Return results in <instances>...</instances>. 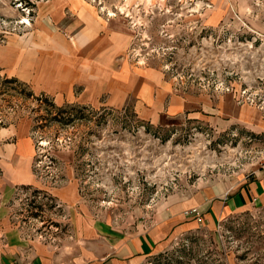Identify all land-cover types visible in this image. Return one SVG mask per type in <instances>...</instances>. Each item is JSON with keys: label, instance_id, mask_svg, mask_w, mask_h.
I'll use <instances>...</instances> for the list:
<instances>
[{"label": "rangeland", "instance_id": "1", "mask_svg": "<svg viewBox=\"0 0 264 264\" xmlns=\"http://www.w3.org/2000/svg\"><path fill=\"white\" fill-rule=\"evenodd\" d=\"M39 1L0 0V43L31 24ZM89 1L120 17L126 63L196 108L219 111L215 120L163 115L151 124L129 99L57 103L0 72V129L28 128L37 178L7 195L0 189V215L71 259L80 218L125 236L264 169V0H152L112 10L110 0ZM225 104L247 122L216 123ZM183 213L193 227L135 264H264V205L221 213L212 224L198 206Z\"/></svg>", "mask_w": 264, "mask_h": 264}, {"label": "crops", "instance_id": "2", "mask_svg": "<svg viewBox=\"0 0 264 264\" xmlns=\"http://www.w3.org/2000/svg\"><path fill=\"white\" fill-rule=\"evenodd\" d=\"M107 2L111 7H105L112 10L146 8L152 0ZM101 10L89 0L39 1L31 24L21 33H7L0 43V72L57 103H85L102 95L113 103L129 99L138 117L151 124L159 123L163 115H196L205 121L218 118L214 113L219 109L196 108V102L189 96L173 93L163 80L126 63L123 53L126 36L120 29V17L106 16ZM220 112L224 120L216 123L247 122L245 115L232 113L230 105H220ZM33 153L34 144L27 127L10 125L0 129V189L5 195L16 186L37 184ZM234 185L210 195L201 192V199L205 200L199 204L171 206L150 228L125 236L80 218L79 251L75 259L27 240L7 215H0V264H135L166 248L168 237L193 227L194 218L190 217V222L183 213L192 206L204 211V217L212 224L221 213L252 204L264 205V169L240 178Z\"/></svg>", "mask_w": 264, "mask_h": 264}, {"label": "built area", "instance_id": "3", "mask_svg": "<svg viewBox=\"0 0 264 264\" xmlns=\"http://www.w3.org/2000/svg\"><path fill=\"white\" fill-rule=\"evenodd\" d=\"M188 214H196V215H198V212H197L196 209H192Z\"/></svg>", "mask_w": 264, "mask_h": 264}, {"label": "trees", "instance_id": "4", "mask_svg": "<svg viewBox=\"0 0 264 264\" xmlns=\"http://www.w3.org/2000/svg\"><path fill=\"white\" fill-rule=\"evenodd\" d=\"M41 96H43V95H41ZM47 98V97H46Z\"/></svg>", "mask_w": 264, "mask_h": 264}]
</instances>
